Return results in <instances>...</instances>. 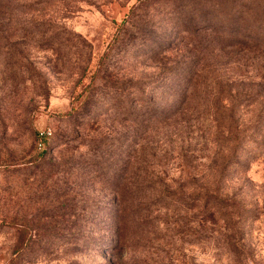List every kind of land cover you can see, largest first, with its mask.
I'll return each mask as SVG.
<instances>
[{"label": "rangeland", "instance_id": "374dc122", "mask_svg": "<svg viewBox=\"0 0 264 264\" xmlns=\"http://www.w3.org/2000/svg\"><path fill=\"white\" fill-rule=\"evenodd\" d=\"M139 1L0 0V264H110L117 254L122 264H264V144L250 138L225 182L245 201L233 237L199 216L211 161L200 152L157 167L154 190L176 192L171 203L139 221L129 200L117 208L139 164L130 126L176 102L192 62L205 65L196 79L235 83L236 62L252 61L242 39L264 43V11L240 0H223L233 6L223 15L222 0ZM237 111L243 122L256 112ZM39 129L51 133L41 147Z\"/></svg>", "mask_w": 264, "mask_h": 264}, {"label": "trees", "instance_id": "16d2710c", "mask_svg": "<svg viewBox=\"0 0 264 264\" xmlns=\"http://www.w3.org/2000/svg\"><path fill=\"white\" fill-rule=\"evenodd\" d=\"M143 1L140 0L137 6ZM239 2L242 8L253 11L256 15H262L261 13L264 11L259 0H240ZM217 3L222 15L233 7L229 5L224 10L223 0ZM243 41L242 39L241 43L244 48L250 47L252 61L249 63V56L246 60L236 62L235 67L239 72L238 80H235V83L228 79L222 80L219 76L207 78L201 73V77L196 79L195 77L204 70L205 65L197 64V61L192 62V76L182 78L185 83L180 89L176 102L165 111L153 112L150 116V124H143V120H140L132 127L130 126L132 139L128 148L131 145H138L137 161L139 164L137 163V172L134 176L127 178L128 182L130 180L131 185L127 186L130 190L124 189L116 196L119 211L124 209L121 205L129 200L127 211L130 219L139 221L141 213L147 210V207L154 204L165 205L167 203L163 202V199L167 198L171 203V197L176 195V192L172 193L164 186L162 187L163 194L156 193L155 185L158 183L157 181L162 180L157 167L163 168V162L173 159L174 154L181 157L184 162H190L194 152H200V155H208L211 161L207 168L208 172L201 176L199 216L203 221H208L211 224L210 231L214 230L213 225L221 221L225 225L224 230H231L230 237H233L236 232L239 233L236 222L242 219L241 207H244L245 201L239 198L235 192L229 194L225 188V182L231 177L233 165L240 162L239 148L243 141L246 142L250 138L252 142L264 144V128H262L264 121V72L261 73L264 64L263 62L258 63L264 57V43L259 44L255 42L257 40H254V44L250 46L248 42L247 44ZM235 42L239 43L240 40L237 38ZM209 45H203L201 51L212 52ZM222 48L220 47V49ZM248 67L253 70L252 75ZM257 76L259 80L255 81L254 78ZM237 106H254L256 111L254 119L243 122L240 112L237 111ZM147 132L153 133L151 134L152 140L147 139ZM37 138L41 139L42 146H44L46 137L40 136L38 133ZM146 144H151L148 155L144 150ZM133 149L131 148L122 159L124 167L129 164V154ZM250 158L252 157L250 156ZM124 175L122 178H125ZM178 199L184 200L180 195L174 198L176 202ZM159 201L161 203L158 204ZM144 215L142 213V218ZM118 238L119 233L118 237L111 242L110 250L116 247ZM231 240L230 245L234 248L237 239ZM240 261L238 258V263ZM110 264H122V255L111 256Z\"/></svg>", "mask_w": 264, "mask_h": 264}, {"label": "built area", "instance_id": "2783aa9c", "mask_svg": "<svg viewBox=\"0 0 264 264\" xmlns=\"http://www.w3.org/2000/svg\"><path fill=\"white\" fill-rule=\"evenodd\" d=\"M38 133L40 134V136H43V137H46L51 134L49 129H45V130L39 129ZM38 146L40 147L42 146L41 139L38 140Z\"/></svg>", "mask_w": 264, "mask_h": 264}]
</instances>
